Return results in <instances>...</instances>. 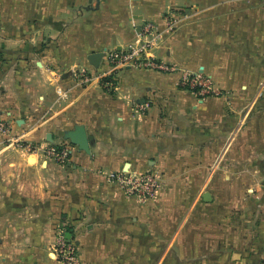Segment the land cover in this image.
Segmentation results:
<instances>
[{"label":"crops","instance_id":"0c3cea01","mask_svg":"<svg viewBox=\"0 0 264 264\" xmlns=\"http://www.w3.org/2000/svg\"><path fill=\"white\" fill-rule=\"evenodd\" d=\"M166 13L177 19L169 32ZM146 22L163 33L157 59L205 73L222 94L198 99L179 87L180 72L123 68L99 79L106 54L124 51ZM92 53H102L97 67ZM262 77L264 0H0V120L39 149L0 136V264H57L48 249L58 231L80 264H264V171L236 176L254 189L238 200L248 228L234 243L214 239L217 196L206 188L233 182L230 150L259 151L230 137L259 118ZM76 125L90 153L67 141L64 165L46 158ZM262 153L236 163L264 170ZM150 170L162 187L146 201L105 177Z\"/></svg>","mask_w":264,"mask_h":264},{"label":"built area","instance_id":"2783aa9c","mask_svg":"<svg viewBox=\"0 0 264 264\" xmlns=\"http://www.w3.org/2000/svg\"><path fill=\"white\" fill-rule=\"evenodd\" d=\"M166 31H171L177 23V19L169 13L164 15ZM163 33L158 27L146 22L141 28V34L133 43L128 44L124 51H111L105 56L107 67L98 74L99 79H106L113 72L123 68H145L159 72L173 74L180 72L178 85L181 89L192 92L198 99L210 96H219L221 91L205 73L201 71H180L173 64L157 59L153 51L159 46ZM83 79L90 80L85 71H82ZM138 108L145 110L148 104L140 105ZM0 136L10 146L24 149L28 152H37L39 149L33 144L22 141L21 136L12 135L9 124L0 120ZM46 158L64 165L69 160V148L67 141L58 145L50 146L44 152ZM109 183H115L127 195L134 196L141 201L154 198L162 187L161 175L154 171L143 173H130L125 171L108 172L105 174ZM49 252L57 264H80L77 246L73 240L68 238L63 231H58Z\"/></svg>","mask_w":264,"mask_h":264},{"label":"rangeland","instance_id":"374dc122","mask_svg":"<svg viewBox=\"0 0 264 264\" xmlns=\"http://www.w3.org/2000/svg\"><path fill=\"white\" fill-rule=\"evenodd\" d=\"M259 100L255 103L254 111L255 113H260L259 118L254 119H248L243 120L240 122V125L242 124L243 128L241 129V134L238 137L237 132L234 133L232 137H230L231 141L234 140L235 144H242L245 147L250 146L254 144L255 146L259 147V151L253 152H247L246 150L237 152V150H230L228 153V161H234L235 163L233 165H230L227 168V171L229 172V175L231 180H233L232 183H225V182H215L213 181L211 184H207L206 188L213 192L216 196V203L212 207V219L214 224V239L222 240V241H228L229 243L237 242V240H241L243 238V233H238L236 231L237 227L243 228V230L248 228V225H245L242 216L240 213H237V205L238 200L241 198L243 200L242 196L249 197L252 195L253 191V185H250L248 183H236V176L237 174H242V172H246L247 177L252 176L254 174L253 172L256 171V174L259 176L264 171L262 167H258L260 169H255L254 167H248L243 168L241 163H236L237 160L239 161H245L247 163V159H258L257 157H254L253 154H256L257 156H262V150L264 149V77H262V82L260 86V90L258 93ZM245 111L249 110L246 107L244 108ZM250 112H252V109H250ZM230 141V142H231ZM261 159V158H260ZM257 161V160H256ZM253 163V162H252ZM260 170V171H259ZM219 175V170H217ZM244 175V174H242ZM246 177V181H248V178ZM219 180V179H218ZM252 202H250L248 205V210L252 209ZM247 212V210H246ZM245 212V213H246ZM244 213V215H245ZM241 217V218H240ZM250 225V224H249ZM223 227L220 229L219 227ZM241 238V239H240Z\"/></svg>","mask_w":264,"mask_h":264},{"label":"water","instance_id":"95a60500","mask_svg":"<svg viewBox=\"0 0 264 264\" xmlns=\"http://www.w3.org/2000/svg\"><path fill=\"white\" fill-rule=\"evenodd\" d=\"M102 58V53H92L89 55L88 60L91 65L97 67ZM64 140L69 141L71 144L76 145L80 150L85 153H90L89 140L84 126L76 125L72 130L66 131L63 135ZM204 200H210V193L206 192L203 195Z\"/></svg>","mask_w":264,"mask_h":264}]
</instances>
